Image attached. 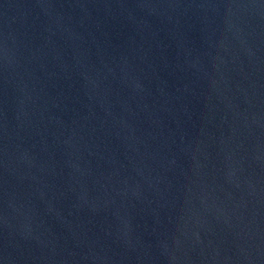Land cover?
<instances>
[{
    "label": "water",
    "instance_id": "water-1",
    "mask_svg": "<svg viewBox=\"0 0 264 264\" xmlns=\"http://www.w3.org/2000/svg\"><path fill=\"white\" fill-rule=\"evenodd\" d=\"M0 264H264V0H0Z\"/></svg>",
    "mask_w": 264,
    "mask_h": 264
}]
</instances>
